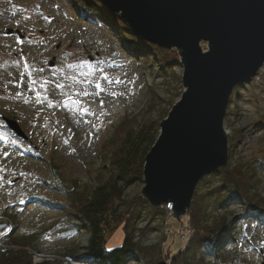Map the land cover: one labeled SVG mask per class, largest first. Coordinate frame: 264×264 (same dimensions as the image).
Instances as JSON below:
<instances>
[{"label": "rangeland", "instance_id": "rangeland-1", "mask_svg": "<svg viewBox=\"0 0 264 264\" xmlns=\"http://www.w3.org/2000/svg\"><path fill=\"white\" fill-rule=\"evenodd\" d=\"M70 7L65 0H0V115L10 117L13 112L15 117L10 118L28 137L23 140L0 126V223L8 227L0 229V240L11 228L5 213L20 210L13 232L29 236L41 231L37 250L27 248L35 263L79 264L62 254L76 243L85 245L88 235L65 233L58 217L30 204V198L64 200L57 188L95 185L100 148L113 136L117 123L124 116L140 120L157 114V109L150 113L145 109L150 86L160 108L173 101L168 110L184 91L180 59L172 77L157 74L149 62L122 55L115 34L76 19ZM201 48L206 51L207 44L201 42ZM238 86L226 111L233 126L228 127L226 120L223 124L227 136L233 128L240 131L229 156L232 163L264 156V64L249 83ZM143 186L144 181L137 182L126 193L134 195ZM21 203L26 205L18 206ZM165 207L166 215L156 216L149 225L157 229L147 230L143 241L163 242L175 251L189 229L179 227L183 215L178 220L172 205ZM256 212L261 221L235 231L224 259L208 257L205 264H264V205ZM145 225L146 221L139 224Z\"/></svg>", "mask_w": 264, "mask_h": 264}, {"label": "trees", "instance_id": "trees-1", "mask_svg": "<svg viewBox=\"0 0 264 264\" xmlns=\"http://www.w3.org/2000/svg\"><path fill=\"white\" fill-rule=\"evenodd\" d=\"M65 1L71 4L70 9L76 19L103 26L115 34L120 40L122 55L149 62V66H156V73L164 77L168 74L173 76L170 72L179 64L178 50L159 47L133 35L120 15L109 11L99 0ZM166 81L168 85L169 81ZM147 100L145 109L149 113L157 109V114L155 117L143 116L140 120L124 116L117 123L113 136L100 148L95 185L84 183L82 186L75 184L72 189L57 188L65 196L64 200L38 195L30 198V204L52 211L65 233L74 236L83 232L88 235L85 245L76 243L62 254L75 263L157 264L165 260L168 264H205L204 259L208 257L223 260L224 251L231 247V236L235 231L239 228L245 230L248 224L261 221L256 210L264 205V156L232 163L229 156L240 138V131L233 128L232 135L228 136L226 165L199 180L190 206L180 219L179 227L189 229V233L179 239L178 249L171 251L163 242L146 244L143 241L147 230L157 229L149 225L156 216L166 215V207L164 203L152 206L141 191L128 196L126 189L143 182L145 155L156 140L160 122L173 103L168 100L167 108H160L152 86ZM9 116L15 117V114L11 112ZM225 120L228 127L233 126L227 112ZM0 126L8 129L3 122ZM51 173L57 176L54 169ZM54 187L56 189L57 186ZM236 209H240L237 216L233 213ZM19 211L13 208V212L5 213L11 221V228L0 240V264H50L48 261L35 263L27 252V248L37 250L36 242L41 231L29 236L13 232L18 227ZM144 221L146 225L140 227ZM166 222L168 224V220ZM7 228L1 230L4 232ZM108 243H111L110 248ZM8 246L19 249L6 248Z\"/></svg>", "mask_w": 264, "mask_h": 264}, {"label": "water", "instance_id": "water-1", "mask_svg": "<svg viewBox=\"0 0 264 264\" xmlns=\"http://www.w3.org/2000/svg\"><path fill=\"white\" fill-rule=\"evenodd\" d=\"M99 1L118 13L133 35L180 53L184 91L145 155L141 190L152 206L172 205L179 220L199 180L228 161L223 124L231 93L264 64V0ZM0 118L28 140L15 119ZM6 226L0 223V229Z\"/></svg>", "mask_w": 264, "mask_h": 264}, {"label": "snow or ice", "instance_id": "snow-or-ice-1", "mask_svg": "<svg viewBox=\"0 0 264 264\" xmlns=\"http://www.w3.org/2000/svg\"><path fill=\"white\" fill-rule=\"evenodd\" d=\"M99 86V85H98Z\"/></svg>", "mask_w": 264, "mask_h": 264}]
</instances>
